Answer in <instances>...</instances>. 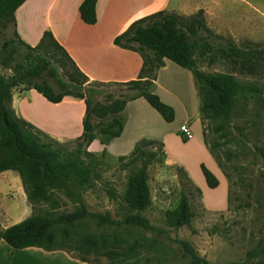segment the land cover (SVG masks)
Here are the masks:
<instances>
[{"label":"rangeland","instance_id":"374dc122","mask_svg":"<svg viewBox=\"0 0 264 264\" xmlns=\"http://www.w3.org/2000/svg\"><path fill=\"white\" fill-rule=\"evenodd\" d=\"M201 2L208 0H190L192 6ZM204 11L210 31L203 34L208 35L215 49L229 40L238 45L264 46V0H211ZM10 39L16 42L4 49V42ZM14 46L17 51L13 53ZM25 50L14 35L13 24L6 29L0 26L2 75L13 73L10 67ZM213 53L214 61L210 53L197 55L202 71L229 72L247 82L264 83V66L254 74L243 73L221 58L218 50ZM171 65L152 91L173 107L174 120L166 121L148 103L145 107L132 105L121 113L123 135L108 142H112L111 149L89 150L91 155L84 157L93 170V184L82 190V198L95 215L77 220L68 238L59 231L63 249H16L8 259L1 255V264H191L182 240L190 242L203 259L202 264H264V95L241 99L230 119H213L200 111L202 88L197 83L192 93L185 70L175 63ZM93 84L103 90L98 96L101 101L137 93L124 83ZM55 88L59 90L56 85ZM183 122L190 126L193 138L183 136ZM36 132L64 155L76 146L77 138L58 141ZM98 137L99 141L103 137L99 131ZM144 139L163 141L169 153L168 158L167 153L160 152L149 167L152 203L141 214L154 229L126 222L131 209L124 200L125 191L129 176L138 167L127 163ZM118 152L125 159L116 155ZM202 164L217 176V187H209ZM17 193L16 190L14 195ZM184 194L190 199L194 215L189 224L173 227L166 220V211L176 208ZM58 200L62 204L59 212L75 210L72 200L59 192ZM30 205L32 214L36 207L31 202ZM85 233L96 234L95 251L81 250Z\"/></svg>","mask_w":264,"mask_h":264},{"label":"trees","instance_id":"16d2710c","mask_svg":"<svg viewBox=\"0 0 264 264\" xmlns=\"http://www.w3.org/2000/svg\"><path fill=\"white\" fill-rule=\"evenodd\" d=\"M25 1L0 0V26L3 29L11 24L15 27V12ZM97 1L84 0L80 5V15L86 23L97 21ZM204 31H210L204 9L190 16L161 10L134 21L116 37L115 42L140 52L143 57L139 78L124 83L137 93L101 101L98 96L103 90L97 89L93 83L107 82L90 81L51 31H46L39 44L33 47L21 41L14 30L17 40L25 45L26 50L10 67L13 70L11 75L5 77L0 73V172L16 170L20 173L28 200L36 209L18 223L6 228L0 225V242L6 240L15 249H63L59 231L64 238H68L77 220L95 215L88 210L82 198V190L93 184V170L84 157L91 155L89 146L99 138L98 131L103 136L100 138L102 144L122 134L124 121L121 113L131 100L144 97L166 121L174 120L173 107L152 91L158 70L164 66L166 58L192 71L199 89L201 87L204 93L200 111L210 118L230 119L241 99L264 95V83L247 82L229 72L207 73L200 69L197 59V55L203 57L210 53L211 61H214L213 51L218 50L220 57L231 62L236 69L254 74L264 66V46L260 43L238 45L229 40L215 49ZM15 42V39L5 41L3 48L7 49ZM15 51L16 46L12 49L13 53ZM20 85L36 89L53 103L61 102L66 96L85 101L83 133L76 139L74 150L64 155L52 143L43 141L36 132L43 131L16 114L12 107L13 90ZM150 146H155V149H150ZM163 148L164 143L160 140L144 139L130 155L127 164L138 167L129 176L124 196L131 209L126 217L128 223L155 228L141 211L152 203L149 167L160 152L166 154ZM261 152L264 156V148ZM201 167L209 187H217V176L204 164ZM58 192L72 200L75 210L59 212L62 204L58 200ZM45 204L47 208H44ZM193 215L190 199L184 194L176 208L166 211V220L173 227H181L189 224ZM97 242L96 234L85 233L82 235L81 250L95 251ZM181 243L191 257V264H202L203 259L190 242L182 240Z\"/></svg>","mask_w":264,"mask_h":264},{"label":"crops","instance_id":"0c3cea01","mask_svg":"<svg viewBox=\"0 0 264 264\" xmlns=\"http://www.w3.org/2000/svg\"><path fill=\"white\" fill-rule=\"evenodd\" d=\"M83 1L26 0L15 12L14 30L21 41L33 47L39 44L46 31H51L90 81L107 83H126L140 76L143 66L141 53L115 42L116 37L134 21L161 10L190 16L199 9L207 8L211 2L208 0L205 4L201 2L192 6L190 0H98L97 21L89 24L80 15ZM172 63L165 59L154 85ZM183 69L191 92L195 93L197 80L192 71ZM147 103L144 97H139L129 101L125 110L132 105L145 107ZM12 107L19 117L55 140H72L83 133L86 104L82 99L66 96L61 102L53 103L34 88L18 87L13 90ZM111 147L112 142L102 144L95 139L89 150H107ZM164 147L169 158L167 144L164 143ZM116 155L125 156L119 152ZM16 190L18 193L14 195ZM30 215V201L19 173L14 170L0 172L1 226L9 227ZM15 250L6 240H1L0 256L6 255L8 259V255L15 254Z\"/></svg>","mask_w":264,"mask_h":264},{"label":"built area","instance_id":"2783aa9c","mask_svg":"<svg viewBox=\"0 0 264 264\" xmlns=\"http://www.w3.org/2000/svg\"><path fill=\"white\" fill-rule=\"evenodd\" d=\"M180 130L185 138L191 139L193 137L192 130L188 124L181 125Z\"/></svg>","mask_w":264,"mask_h":264}]
</instances>
